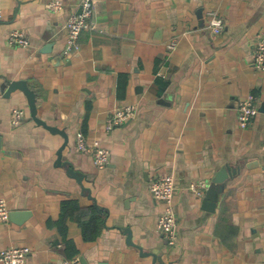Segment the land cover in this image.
I'll return each mask as SVG.
<instances>
[{
  "label": "crops",
  "instance_id": "crops-1",
  "mask_svg": "<svg viewBox=\"0 0 264 264\" xmlns=\"http://www.w3.org/2000/svg\"><path fill=\"white\" fill-rule=\"evenodd\" d=\"M0 0V250L29 246L26 264H264V72L254 65L264 0H94L80 49L65 54V21L82 0ZM225 20L212 32L208 13ZM22 30L30 47L12 46ZM175 41V46L170 44ZM26 80L36 93H8ZM259 112L241 127L237 105ZM136 117L106 129L115 107ZM26 110L11 124L12 110ZM82 131L111 151L105 169L74 150ZM235 173L207 192L224 167ZM74 170V173L70 172ZM175 177L177 235L158 230L164 205L152 180ZM205 180L204 196L190 184ZM209 207V208H208Z\"/></svg>",
  "mask_w": 264,
  "mask_h": 264
},
{
  "label": "built area",
  "instance_id": "built-area-1",
  "mask_svg": "<svg viewBox=\"0 0 264 264\" xmlns=\"http://www.w3.org/2000/svg\"><path fill=\"white\" fill-rule=\"evenodd\" d=\"M49 7L56 13L62 11L63 4L60 0H52ZM95 12L94 0H82L79 12H72L65 21L66 42L65 54H71L80 49L79 37L83 30L90 27V19ZM209 27L214 33H221L225 29V20L218 11L208 13ZM8 43L14 46L30 47L31 43L22 30H13L8 35ZM173 41L170 46H175ZM254 65L264 72V31L258 34L257 43L254 49ZM138 106L129 104L121 107H115L106 122V129L113 130L117 126H122L136 117ZM259 108L256 104L254 95L243 98L237 105V117L241 127H248L253 118L258 114ZM26 118V110L15 108L11 114V124L17 126ZM264 149V144H263ZM74 150L82 154H87L93 164L100 169H105L110 164L111 151L99 145L98 143L90 144L85 134L78 131ZM209 183L205 180H199L190 184L192 190L198 196H204ZM150 192L155 199L164 205V210L159 216L158 230L165 236L168 242L174 243L177 235V215L174 210L173 201L175 199L177 183L171 174L163 175L152 180L149 185ZM11 211L8 208L7 201L0 197V223L10 224ZM31 253L29 246H10L0 250V264H26ZM70 264V263H66Z\"/></svg>",
  "mask_w": 264,
  "mask_h": 264
},
{
  "label": "water",
  "instance_id": "water-1",
  "mask_svg": "<svg viewBox=\"0 0 264 264\" xmlns=\"http://www.w3.org/2000/svg\"><path fill=\"white\" fill-rule=\"evenodd\" d=\"M16 89H20L21 91H23L25 93V95L28 98L29 101V105H30V111H31V115L32 117L35 119V121L41 125H43L44 127H46L47 129H49L52 132H56V133H60L65 137V143L63 144V146L60 148L58 155V162H62V152L65 149V147L68 144V140H67V135L65 133L64 130L59 129L56 126H51L48 125L45 121H43L41 118L38 117V110H37V106H36V93L34 90L30 89L28 83L26 80H17V81H12L10 82L9 86H8V93H12L14 90ZM236 170H234L233 168H231L230 166H226L224 168H222L215 176L214 178V183H215V187L214 188H209L208 192H207V203H210V208L209 210H212L214 207V203L215 202V194L217 192V188L220 186V184H222L229 176L233 175L235 173ZM70 172L74 173L73 169H70Z\"/></svg>",
  "mask_w": 264,
  "mask_h": 264
}]
</instances>
